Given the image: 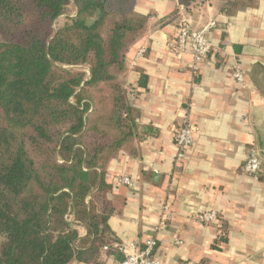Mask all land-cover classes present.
<instances>
[{
  "label": "trees",
  "instance_id": "1",
  "mask_svg": "<svg viewBox=\"0 0 264 264\" xmlns=\"http://www.w3.org/2000/svg\"><path fill=\"white\" fill-rule=\"evenodd\" d=\"M136 3L0 0V264L125 259L109 219L126 199L106 169L121 153L136 156L137 140L156 130L121 80L149 20ZM226 3L229 14L255 5Z\"/></svg>",
  "mask_w": 264,
  "mask_h": 264
},
{
  "label": "crops",
  "instance_id": "2",
  "mask_svg": "<svg viewBox=\"0 0 264 264\" xmlns=\"http://www.w3.org/2000/svg\"><path fill=\"white\" fill-rule=\"evenodd\" d=\"M254 1L229 14L226 0H137L149 20L121 80L141 122L156 130L137 140L136 156L121 153L106 169L114 193L126 199L109 219L124 248L155 238L154 254L165 264H264V0ZM185 20L196 29L215 22L211 50L197 64L190 52L177 58L170 49ZM236 67L243 83L232 77ZM186 121L195 139L178 160L174 133ZM254 150L262 167L249 175L243 165ZM122 176L133 184H121ZM210 210L217 222H202ZM222 223L227 234L219 242ZM99 264L119 263L103 255Z\"/></svg>",
  "mask_w": 264,
  "mask_h": 264
},
{
  "label": "built area",
  "instance_id": "3",
  "mask_svg": "<svg viewBox=\"0 0 264 264\" xmlns=\"http://www.w3.org/2000/svg\"><path fill=\"white\" fill-rule=\"evenodd\" d=\"M214 26L215 22H212L203 28L196 29L192 26L190 20H185L180 24L176 38L169 44L172 53L177 58H181L184 54L190 52L194 64H197L204 59L211 50L212 44L209 33ZM232 77L241 83L245 81L244 72L240 67L235 68ZM194 139L195 128L190 122L186 121L175 129L174 142L177 148L176 158H178V160L186 156L188 150L194 143ZM261 167L262 159L258 155V152L254 150L244 162V172L249 175H255L259 173ZM119 182L129 186L133 184L132 178L129 176H122ZM217 215L218 212L216 210H210L199 215V218L204 223L213 224L217 222ZM156 244V239L151 238L146 242L144 247H140L136 243H131L128 248L119 245L120 249L124 251L126 255L125 259L119 264H165L160 257L154 254ZM175 264L196 263L189 260H181L177 261Z\"/></svg>",
  "mask_w": 264,
  "mask_h": 264
},
{
  "label": "rangeland",
  "instance_id": "4",
  "mask_svg": "<svg viewBox=\"0 0 264 264\" xmlns=\"http://www.w3.org/2000/svg\"><path fill=\"white\" fill-rule=\"evenodd\" d=\"M66 14L75 15V7L73 6V4L69 5ZM64 20H65V15L60 18L59 22L62 23Z\"/></svg>",
  "mask_w": 264,
  "mask_h": 264
}]
</instances>
